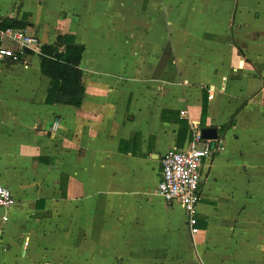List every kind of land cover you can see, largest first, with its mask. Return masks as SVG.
<instances>
[{
  "label": "crops",
  "instance_id": "obj_1",
  "mask_svg": "<svg viewBox=\"0 0 264 264\" xmlns=\"http://www.w3.org/2000/svg\"><path fill=\"white\" fill-rule=\"evenodd\" d=\"M25 15L85 45L86 91L49 104L39 51L0 62V264H264V0H0ZM194 121L218 149L192 234L158 187Z\"/></svg>",
  "mask_w": 264,
  "mask_h": 264
},
{
  "label": "built area",
  "instance_id": "obj_2",
  "mask_svg": "<svg viewBox=\"0 0 264 264\" xmlns=\"http://www.w3.org/2000/svg\"><path fill=\"white\" fill-rule=\"evenodd\" d=\"M14 44V46L8 45ZM40 39L27 29L8 27L0 29V62L6 59L20 61L27 57L30 51H39ZM214 94H209L213 98ZM181 111V116H186ZM58 122L53 124L57 128ZM214 140L204 139L200 124H192V136L189 144L183 149H169L162 156V180L158 193L169 202H179L186 211L188 225L192 234L199 231L198 205L201 201V183L203 179L202 166L205 158L211 157L217 151ZM15 203L12 190L0 183V209L8 211ZM6 220L8 214L4 215Z\"/></svg>",
  "mask_w": 264,
  "mask_h": 264
},
{
  "label": "trees",
  "instance_id": "obj_3",
  "mask_svg": "<svg viewBox=\"0 0 264 264\" xmlns=\"http://www.w3.org/2000/svg\"><path fill=\"white\" fill-rule=\"evenodd\" d=\"M30 25L28 15L22 18H0V29L8 27L26 29ZM84 51L85 45L77 43L72 34L59 35L55 43L41 45L39 52L41 72L50 78L47 103L81 107L86 91L84 71L81 68ZM183 123L182 129L188 130L189 125ZM229 126L225 125L222 129L225 130Z\"/></svg>",
  "mask_w": 264,
  "mask_h": 264
},
{
  "label": "water",
  "instance_id": "obj_4",
  "mask_svg": "<svg viewBox=\"0 0 264 264\" xmlns=\"http://www.w3.org/2000/svg\"><path fill=\"white\" fill-rule=\"evenodd\" d=\"M201 134L204 139H217L218 138V130L214 127H202Z\"/></svg>",
  "mask_w": 264,
  "mask_h": 264
},
{
  "label": "rangeland",
  "instance_id": "obj_5",
  "mask_svg": "<svg viewBox=\"0 0 264 264\" xmlns=\"http://www.w3.org/2000/svg\"><path fill=\"white\" fill-rule=\"evenodd\" d=\"M8 45H10V46H14V44H10V43H8Z\"/></svg>",
  "mask_w": 264,
  "mask_h": 264
}]
</instances>
